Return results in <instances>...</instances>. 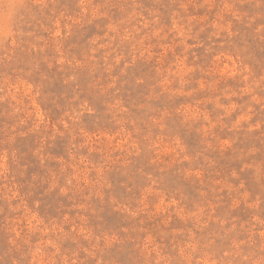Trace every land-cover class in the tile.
Segmentation results:
<instances>
[{
	"label": "rangeland",
	"instance_id": "rangeland-1",
	"mask_svg": "<svg viewBox=\"0 0 264 264\" xmlns=\"http://www.w3.org/2000/svg\"><path fill=\"white\" fill-rule=\"evenodd\" d=\"M0 264H264V0H0Z\"/></svg>",
	"mask_w": 264,
	"mask_h": 264
}]
</instances>
